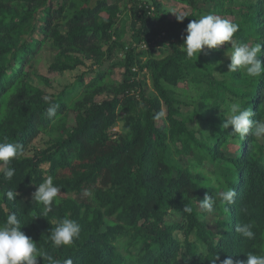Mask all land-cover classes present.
Listing matches in <instances>:
<instances>
[{"label": "trees", "instance_id": "16d2710c", "mask_svg": "<svg viewBox=\"0 0 264 264\" xmlns=\"http://www.w3.org/2000/svg\"><path fill=\"white\" fill-rule=\"evenodd\" d=\"M171 1L177 10H190L176 14L185 15L183 21L165 8L168 0L129 3L137 22L132 32L148 45L145 63L133 72L137 47L121 43L116 24L126 1L0 0V142L24 147L11 163L13 178L0 173V224L14 212L20 231L60 264L69 258L73 264H212L216 256L215 264H222L229 255L246 261L250 252L264 254V139L231 135V126L222 128L224 118H208L199 132L188 128L175 118L181 110L164 88L206 71L208 89L201 97L210 106L219 109L230 94L251 108L254 120H264V75L228 72L231 47L225 58L221 45L217 52L203 50L196 61L180 49L190 21L214 14L239 24L238 43L262 41L264 66V0H206L205 8L204 0ZM48 43L55 55L44 67ZM126 46L123 62L112 63L116 47ZM87 63L90 69L77 77L75 88L52 91L57 77ZM117 67L121 72L114 77ZM142 71L150 75L151 93L146 80L133 79ZM99 96L105 99L96 102ZM52 104L57 114L49 119ZM115 126L118 132L111 133ZM42 136L49 139L41 146ZM47 176L61 193L44 215L32 194ZM210 176L219 178L216 184ZM224 188L237 193L226 206L218 195ZM9 190L18 193L14 201L5 196ZM205 194L217 201L211 214L201 213L195 202ZM65 217L80 225V235L72 245L55 248L48 235ZM248 222L255 225L253 240L235 232Z\"/></svg>", "mask_w": 264, "mask_h": 264}, {"label": "clouds", "instance_id": "9594fccd", "mask_svg": "<svg viewBox=\"0 0 264 264\" xmlns=\"http://www.w3.org/2000/svg\"><path fill=\"white\" fill-rule=\"evenodd\" d=\"M178 22L183 21L186 17L183 14L176 15ZM239 30V24L232 22L230 19L222 18L214 14L201 15L199 19H192L186 28V36L183 44L180 46L181 51L194 61L205 49L212 50L219 46L230 43L231 51L227 55L230 59L228 72H236L243 70L250 78H259L264 75V66L259 59L261 55L260 43L249 44L246 42L238 43L234 39V34ZM50 98L44 97L45 101ZM197 105V104H196ZM57 105L52 104L46 110V115L49 119L57 114ZM227 119L222 124L223 129H228L231 126L232 134H238L243 140L249 134L257 139H264V120H254L253 112L250 107H245L240 102H230L227 107ZM112 133V132H111ZM115 133V132H114ZM24 147L19 142H0V173L4 179L11 180L15 174V169L11 167L14 159L23 155ZM218 177L210 176V183L216 184ZM61 193V189L57 187L51 176H47L45 181L39 184L36 191L32 194V201L43 206V214L47 215L52 211L53 202ZM18 193L16 190H9L5 193L8 200H15ZM85 196H90L89 191L84 192ZM219 202L221 205H230L234 203L237 195L235 189L224 188L219 192ZM196 204L201 213L211 214L215 211L217 201L213 196L205 194L201 202ZM185 212L191 213L193 209L185 206ZM255 227L253 222L241 223L235 226V232L239 233L243 238L253 240L256 233L253 231ZM21 223L14 212L7 215L6 220L0 224V264H38L37 258L42 260L47 259L49 264H60V261L55 260L47 252L37 248V244L32 238L20 231ZM80 225L71 218L60 219L56 227L50 230L48 240L53 247L61 248L70 246L74 240L80 235ZM246 261H234L229 255L222 261V264H264V254L248 253ZM215 259L212 264H215ZM63 264H73L69 258L63 261ZM187 264V261L185 262Z\"/></svg>", "mask_w": 264, "mask_h": 264}, {"label": "rangeland", "instance_id": "374dc122", "mask_svg": "<svg viewBox=\"0 0 264 264\" xmlns=\"http://www.w3.org/2000/svg\"><path fill=\"white\" fill-rule=\"evenodd\" d=\"M123 0H106L107 4H115V3H120ZM126 1V10L122 11V14L118 16V20L116 22L117 26L120 28L122 34L120 39H122V44H125V42L129 43V45H133V47H137L135 56H134V69L133 72H136L140 66H142L147 57V49L148 45L144 44V42L139 41L140 37L135 36L134 33L132 32L133 29L137 27V22L133 20L131 17L133 15V10H132V5L129 3H132L134 0H124ZM137 2H147L148 5L151 4L152 0H136ZM205 1H202V8H205ZM240 0H236V2H239ZM172 1L168 0L166 4V9L171 13L173 16L175 14L182 13L180 10H183L185 12H190L188 8H183L181 7L180 10H177L180 6L177 5V8H173L171 6ZM160 8L163 7V2L160 3L159 5ZM226 17V16H223ZM235 17V16H233ZM131 36L130 40L128 39V36ZM115 38L112 39L114 41ZM254 40L252 39L250 41V45L253 44ZM260 45L262 46V41H258ZM226 45V47H225ZM120 47V46H119ZM231 47V44L228 45L227 43L222 45L221 48V58H225L226 55V48ZM119 49V50H118ZM129 50V47L126 46L125 49L121 50V48L116 47V51L114 53V59L112 60V63L116 65H120L121 62H123V59L125 55L127 54ZM215 52H217L216 49H214ZM231 51V49H230ZM41 60H42V65L44 67H47L49 64L53 62L55 51L53 49L52 43H48L47 46L43 49L42 54H41ZM206 53L204 54L205 57ZM160 53H155L152 57H160ZM259 59H261V55L259 56ZM90 63H87L86 66L84 67H79L73 72H66L63 75L57 77L55 83H54V89H52L53 92L59 93L61 90H68L67 92H70L69 90L75 88L76 80L77 77H79L82 73L87 72L90 69L89 66ZM226 65V59L223 63ZM226 70L228 68L226 67ZM121 72L120 68L117 67L114 71V77H117L118 74ZM206 71L202 72H190L188 76L183 80L180 81L176 86H171L169 84L164 83V88L169 94V97L174 99L176 105L180 110H181V115L175 116L176 119H182L187 122V126L190 129H193L197 132L201 130V124L202 122H205L210 118L212 121L217 122L221 121L223 118L224 120L227 119V107L230 102L235 101V98L228 94L231 97L225 96L224 102L221 104L219 109L214 108V106H210L212 102H209L208 100H205L204 98L201 97L202 93L207 91L208 86L206 84V79L208 78ZM140 75H137L135 78H133L135 81L137 79H142L146 80L148 87H149V93L152 92L153 87H152V82L150 79V75L146 71H142L139 73ZM215 77V75H214ZM223 80V76H222ZM87 81V79H86ZM32 83H36L37 79L34 78L31 80ZM133 93V92H132ZM105 99L104 96H99L95 100L96 102H101ZM213 101V100H212ZM197 104V105H196ZM168 108L167 105L162 101V112H163V117L167 114ZM202 112L204 115H202ZM159 124H161V120L159 121ZM231 129V128H230ZM119 128L118 126H115L111 132H118ZM251 135V134H250ZM53 138L57 137V134L54 132L52 134ZM49 139L48 136H42L41 139L38 140V143L42 146L44 145V142ZM232 146L231 148L234 147L232 143H230ZM230 155H234L233 151L230 150ZM203 165H209L208 163H204ZM175 237L178 240L182 239V235L180 232L175 233ZM200 250H204L201 245H199Z\"/></svg>", "mask_w": 264, "mask_h": 264}]
</instances>
